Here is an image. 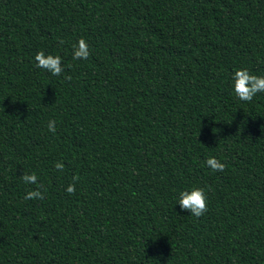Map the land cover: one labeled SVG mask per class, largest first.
Masks as SVG:
<instances>
[{"label": "trees", "instance_id": "trees-1", "mask_svg": "<svg viewBox=\"0 0 264 264\" xmlns=\"http://www.w3.org/2000/svg\"><path fill=\"white\" fill-rule=\"evenodd\" d=\"M244 68L264 75V0H0V264H264V93L236 97ZM193 186L199 218L177 204Z\"/></svg>", "mask_w": 264, "mask_h": 264}, {"label": "clouds", "instance_id": "clouds-1", "mask_svg": "<svg viewBox=\"0 0 264 264\" xmlns=\"http://www.w3.org/2000/svg\"><path fill=\"white\" fill-rule=\"evenodd\" d=\"M73 59L87 60L90 55L89 45L84 38H80L77 44L72 45ZM36 67L42 68L54 76H59L63 71L62 59L59 55L53 56L51 54L46 55L44 51H39L35 55ZM70 79V77H66ZM232 87L236 97L241 101L251 102L253 97L257 93H264V75L257 76L250 74L249 70L238 69L232 76ZM50 132H56V121L49 120L47 124ZM206 165L213 171L223 172L226 168V164L221 162L216 157H209L206 160ZM55 168L59 171L64 169L62 162H57ZM21 179L25 184L37 183V176L33 174H22ZM79 177L74 176L73 182L70 183L66 191L69 194H74L76 191L75 183L78 182ZM43 188V185H40ZM25 199H44L43 193L39 190H31L27 192ZM177 204L180 206L181 211H188L190 215L197 218L202 216L207 211V198L205 195V189L193 186L190 189L182 190L178 193Z\"/></svg>", "mask_w": 264, "mask_h": 264}]
</instances>
